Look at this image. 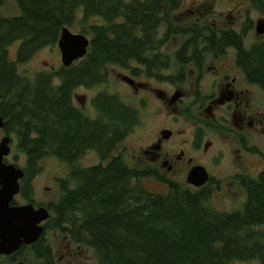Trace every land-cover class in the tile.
<instances>
[{
  "label": "trees",
  "instance_id": "trees-1",
  "mask_svg": "<svg viewBox=\"0 0 264 264\" xmlns=\"http://www.w3.org/2000/svg\"><path fill=\"white\" fill-rule=\"evenodd\" d=\"M13 1L18 12L0 15V114L5 129L15 133L28 175L41 170L44 157L54 156L70 168L75 186L63 179L60 197L47 202L53 228L91 248L92 264H264V151L256 176H234L244 193L241 206L219 210L211 200L219 182L216 189L211 183L191 189L164 178L149 163L130 166L112 154L138 121L134 108L115 94L102 91L91 99L95 118L71 101L78 86L105 83L112 64L128 67L136 61L145 76L159 79L152 69L183 73L188 65L201 72L205 51L217 58L232 46L236 66L264 92V40L246 47L248 27L213 31L205 24L209 11L200 5L196 16L177 21L172 16L183 0ZM261 3L252 0L257 8ZM76 22L90 35L82 58L51 73H18L17 63L53 44L62 27ZM164 27L165 44L172 36L182 39L172 59L159 51L158 31ZM16 41L11 60L8 47ZM87 151L96 152L99 162L81 167L78 160ZM149 177L164 182L165 191L148 190L140 180Z\"/></svg>",
  "mask_w": 264,
  "mask_h": 264
},
{
  "label": "flooded vegetation",
  "instance_id": "flooded-vegetation-1",
  "mask_svg": "<svg viewBox=\"0 0 264 264\" xmlns=\"http://www.w3.org/2000/svg\"><path fill=\"white\" fill-rule=\"evenodd\" d=\"M248 1L252 2V0ZM263 10L264 6L259 11ZM259 21L263 22L264 27V17H258L253 25L251 21L241 28H235L234 26L238 22H234L228 29L240 32L248 27L243 36L244 42L247 33L253 27L254 37L250 40L251 44L264 40V32L260 33L257 30V23ZM158 37L162 47L165 45V29L160 31V36L158 35ZM244 46L248 47L249 45H245L244 42ZM229 51L234 54L235 58L236 48L234 46L229 47L225 53ZM140 69L139 73H127L134 80V84L131 87L135 91L143 88V84L145 83L138 76H142L145 79H153L164 84L167 88L152 87L151 90L172 114L171 117L169 116L166 126L159 130L158 135L154 136L151 143L141 152L146 160L150 161L148 163L154 165L153 169L155 172L158 173L159 170H163L170 175L186 174L187 182L188 173L195 166H200L205 169L208 180L199 186L187 182L186 186L191 189L205 187L208 183H211L212 186H217V182L221 178L217 180L214 172H218L221 169L219 167L226 161L227 155L225 144L222 141L223 138L229 139L242 152L251 151L260 154L261 151L259 149L255 146L247 145L246 142L247 139H254L256 141L255 133L260 134L264 132V112H262V107L256 103L255 97L252 95V93L258 92L257 89L261 88L248 81L245 73H203L198 70L197 73H193L191 70L184 73H163V68L159 66L158 69L150 71V73L160 76L159 79H155V76H145L146 71L144 66ZM55 70L45 72L51 73ZM17 71L20 73L18 69ZM121 76L119 75L122 80ZM124 81L126 82L127 80L124 79ZM115 95L119 98L117 94ZM80 98L77 93L73 92L71 97L72 105L87 116L82 109L74 104V101L78 103ZM119 100L131 109L133 108L120 98ZM183 102H187L185 107L181 106ZM93 109L95 110V108ZM182 117H187L193 124L189 128L187 139L184 138L185 128L181 126ZM207 130L211 132L214 138H205ZM3 137H9L10 151L8 154L2 156V162L4 164H13L23 169V176L18 180V189L8 201L7 210L23 205H32L34 209L43 207L48 210L47 202L41 200L35 201L32 182L30 181L34 175L31 177L25 170V158L23 157V163H21L19 156L12 152L16 136L14 132L6 130L4 124L0 128V141ZM198 153L206 155V163L197 159ZM233 153L234 157L240 160L242 153H239L238 149L236 151L233 150ZM118 155L121 154L114 156ZM132 156L127 159L122 156L130 166H132ZM234 166L237 167L238 165ZM235 174H241V172ZM1 188L2 185L0 183V190ZM48 218L35 224L41 227L40 233L37 239L28 241L22 236L20 229H12L14 226L21 225V221L15 215L1 217L0 264H64L70 261V257L74 254V244L66 235H60L57 232L61 236V240L65 241V244L55 249V232L50 222L51 215ZM60 250L63 251L60 252Z\"/></svg>",
  "mask_w": 264,
  "mask_h": 264
},
{
  "label": "rangeland",
  "instance_id": "rangeland-1",
  "mask_svg": "<svg viewBox=\"0 0 264 264\" xmlns=\"http://www.w3.org/2000/svg\"><path fill=\"white\" fill-rule=\"evenodd\" d=\"M261 4V8H257L254 6V4H252V2H249L248 0H183L180 8L173 13L172 17L179 21L183 18L196 16L197 12H195V10L197 6L200 5L202 7L201 11H209L207 20L205 22L206 26L210 27L215 32H219L223 31V29L231 27L234 22H238V24L234 26L235 28H241L247 22L250 23L251 21L253 25L256 18L264 17V10L259 11L264 6L263 3ZM17 12L18 9L13 0H4V2L0 4V15H13ZM96 20L100 21L98 18ZM194 25L198 26V24ZM201 25H203V23ZM67 27L72 33L80 32V29H82L81 25H79L77 22L71 24V26L67 25ZM164 29L165 27L158 31L159 36L160 31ZM206 33H209V31ZM85 35L90 38L89 34ZM253 37L254 32L252 27L244 39L245 45H250V40ZM181 42L182 39L179 36H172L168 42L160 48L159 51L164 55L169 56V59H172V53L178 49ZM56 43L57 41L51 45H47L36 50L26 60L19 62L17 69L21 74L28 77H33L36 72H45L58 69L61 67V50L58 48ZM18 44L19 42L16 41L9 45V59H15L14 54ZM203 58V73H243L236 66L234 54L231 51L223 54L217 59L210 56L208 51H205ZM130 67L142 68L143 66L136 61H131L128 67L112 64L107 67L108 79L105 83L97 85L93 88H84L82 86L77 87L75 90H73V92L77 93V95L81 97L78 103L74 101V104L82 109V111L90 118L96 117V112L91 106V98L100 92V90L117 94L122 101L130 104L134 108L138 117V121L133 127V130L118 145L117 149L114 151V154L112 153L113 155L121 154L126 159L133 155L132 165L134 166L135 164L143 165L144 163L150 162L145 159L141 152L148 146V144L151 143L154 136L158 135L159 130L166 126L169 121V116L171 117L172 114L166 109L163 102L151 90L152 87H159L163 89L167 88V86L153 79H145L142 76H138V78L145 84H143L142 89L135 91L131 87V85L134 84V80L127 74L132 73ZM190 70L193 73H197V68L189 67L188 65L186 66L184 72ZM162 71L163 73H169L170 69H163ZM174 72H176V70ZM119 75H122L121 77L123 81L120 79ZM124 76L129 77L133 82H125L123 78ZM257 90L258 92L252 93V95L255 97L256 103L262 107V112H264V92L262 89ZM186 105L187 102H183L181 106L185 107ZM192 125V122L187 117L181 118V126L185 128L184 138L187 139L189 136V128ZM255 135L256 141L254 139H247L246 144L255 146L257 149L263 152L264 132L260 134L255 133ZM205 138L210 139L214 137L211 132L207 130ZM222 141L225 144V150L227 153L226 161L219 167L221 169H219L218 172H214L217 180L221 178V181H218V188L217 186H213L215 189H217L213 192L211 200L215 208L219 210L230 211L234 210L235 208H239L241 203L244 201V193L242 188L239 187L234 178V176L237 175L235 173L241 172V174L256 176L257 173L263 168V160L259 153L251 151L242 152L237 145L233 144L227 138H223ZM237 149L239 150V153H242L240 160H237L236 157H234L233 150L236 151ZM12 152L17 154L19 156L20 162L23 163L24 156L23 153L17 150L16 141L15 143L13 142ZM197 157L199 161L206 163V155L198 153ZM106 161L107 160L103 161V163H106ZM98 162L99 158L93 151L86 152L85 155L78 160V164L81 167L92 166ZM39 165L41 166V170L30 179L33 187V197L36 202L37 200L45 202L56 201L62 192L60 185H62L63 179L67 180L68 187L75 186V183L71 182L69 178L70 168L58 158L54 156L44 157L41 159ZM234 165L238 166L235 167ZM151 166L154 167L152 164ZM161 171L159 170L158 173L163 175L164 178L178 182L181 186H186V174L182 175L179 173L176 175H170L163 170ZM140 181L150 191L164 192L166 189V184L164 182H160L155 177L142 178ZM48 212L52 216V212L49 209ZM54 232L56 249L58 246H63L65 241L61 240L62 238L60 235L63 234L59 235L58 233H60V231L54 229ZM73 244L74 254L70 257V261L67 263L65 262L64 264H92L94 262L95 257L91 248L84 245H76L75 243ZM62 251L63 250H60V252ZM55 258L57 257L55 256ZM246 264L257 263L250 262Z\"/></svg>",
  "mask_w": 264,
  "mask_h": 264
},
{
  "label": "water",
  "instance_id": "water-1",
  "mask_svg": "<svg viewBox=\"0 0 264 264\" xmlns=\"http://www.w3.org/2000/svg\"><path fill=\"white\" fill-rule=\"evenodd\" d=\"M257 30L260 33L264 32L263 22L259 21L257 23ZM56 44L61 50V65L67 67L87 53L90 39L83 33H72L67 26H64L61 28ZM123 78L129 82L132 81L129 77L124 76ZM3 124L0 115V128ZM9 151V137H3L0 141V183L2 185L0 190V218L15 215L21 221V225L14 226L12 229H20L26 240L33 241L37 239L41 230V227L35 224L47 219L50 214L46 208L34 209L32 205H23L7 210L8 201L17 191L18 180L23 176L22 168L2 162V156L8 154ZM207 180L208 175L205 169L200 166H195L187 175V182L195 186H199Z\"/></svg>",
  "mask_w": 264,
  "mask_h": 264
},
{
  "label": "bare ground",
  "instance_id": "bare-ground-1",
  "mask_svg": "<svg viewBox=\"0 0 264 264\" xmlns=\"http://www.w3.org/2000/svg\"><path fill=\"white\" fill-rule=\"evenodd\" d=\"M142 4V3H141ZM75 65V64H74ZM125 152V151H124ZM124 157V156H123ZM146 159V158H145ZM137 160V159H136ZM148 160V159H147ZM40 163V162H39ZM129 167V166H128ZM49 219V218H48ZM38 226V225H37Z\"/></svg>",
  "mask_w": 264,
  "mask_h": 264
}]
</instances>
